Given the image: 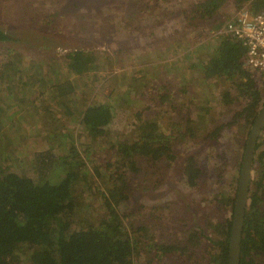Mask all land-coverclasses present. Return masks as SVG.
Segmentation results:
<instances>
[{
    "label": "rangeland",
    "instance_id": "374dc122",
    "mask_svg": "<svg viewBox=\"0 0 264 264\" xmlns=\"http://www.w3.org/2000/svg\"><path fill=\"white\" fill-rule=\"evenodd\" d=\"M207 1L0 0V31L12 38L10 43L0 42V71L9 62L14 67L13 79L0 75V96L8 90L16 93L21 73L26 76L29 71L76 90L56 104L50 92H43L41 81L26 92L28 98L10 100L12 114L17 113L15 126L32 137L17 149L28 154L27 160L33 152L52 149L58 156L68 155L72 144L86 164L90 183L79 195L96 215L97 193L112 184V173L105 166H121L113 144L142 141L146 134L140 127L151 123L158 128L156 141L169 143L174 159L153 161L141 156L136 160L141 171L133 179L127 205L133 216L124 219L133 224L140 239L135 264H212L210 240L223 236L230 212L225 203L236 193L250 130L247 111L240 112L248 98L240 96L231 80L207 79L191 65L213 54L219 42V36L213 35L236 10L248 4L263 6L264 0H216V8H201ZM72 50L92 53L97 70L70 78L67 70L58 71ZM253 79L262 98L259 110L264 88L255 75ZM95 102L113 106L116 115L108 134L93 141L80 118ZM11 158L18 156L13 152ZM190 158L199 167L193 187L182 179ZM21 164L19 173L35 180L29 163ZM96 169L103 178L96 176ZM250 187L260 200L256 220H262L264 135L256 150ZM194 233L200 235V246L189 251L192 255L174 250ZM152 241L160 246L158 255L148 248ZM19 259L20 264H29L23 254Z\"/></svg>",
    "mask_w": 264,
    "mask_h": 264
},
{
    "label": "trees",
    "instance_id": "16d2710c",
    "mask_svg": "<svg viewBox=\"0 0 264 264\" xmlns=\"http://www.w3.org/2000/svg\"><path fill=\"white\" fill-rule=\"evenodd\" d=\"M215 2L216 0H209L200 7L216 8ZM11 41L10 36L0 31V42ZM217 41L219 42L213 49V54L207 55L208 60H204V56L197 59L191 69H198L199 74L207 79L224 77L231 80L234 88L241 92L240 96L246 95L248 98L240 113L247 111L246 120L251 129L262 100L260 91L255 86L253 75L244 68V50L240 42L225 35L220 36ZM91 54L84 50L70 51L65 57L64 67L58 71L67 70V78L95 72L97 67ZM12 68L14 67L9 62L1 69L0 75L13 79L10 75ZM35 69L36 72L39 71L38 68ZM41 81L45 84L43 88L40 84L43 92H50V100L56 104H61L59 101L63 97L76 94V90H71L67 83L50 81L46 76H38L29 71L26 76L21 73L16 93H9L8 90L4 92L5 96H0L5 97V101L0 100V264H20L19 255L22 254L27 257L29 264H135L140 239L135 234L133 224L127 225L124 219L128 220L133 216L127 205L130 203V187L135 184L133 179L141 171L136 160L141 156L153 161L174 159L169 143L160 144L156 141L158 128L151 123L140 127V132L146 134L143 142L139 139L113 144L111 149L120 154L118 164L121 166H105L108 173H112L109 178L112 184L106 186L104 194L97 193L99 199L93 203L96 206L99 202V206H96V215H93L87 210L83 195H79L80 189L90 183L87 181L86 164L72 144L68 155L58 156L52 149L33 152L29 160L25 151L17 150L22 141L32 137L28 134L26 137L15 126L17 113L12 114L9 102L21 96L28 98L26 92L33 90ZM225 98H228L227 94ZM120 99L128 101L122 96ZM18 105L16 103V107ZM115 111L109 104L101 105L96 102L84 110L80 122L89 139L94 141L108 134ZM23 131L25 132L24 129ZM263 135L264 130L259 141ZM61 137L66 138L65 135ZM13 152L18 156L17 159L11 158ZM21 162L29 163L36 175L35 180L19 173L22 172ZM57 175L59 178H55ZM101 175L96 169V176ZM198 175L199 167L192 158L188 159L182 171V179L189 187H193ZM256 195L250 187L240 246V264H264V215H260L262 220H256V203L260 201ZM98 197L93 196L94 199ZM234 200L235 195L225 203L230 212L223 225V236L210 240L211 249L214 250L211 254L212 264H228ZM199 239L200 235L194 233L176 244L181 245H175L174 250L190 256L192 253L189 251L195 252L200 246ZM158 247L160 246L152 241L148 248L158 255Z\"/></svg>",
    "mask_w": 264,
    "mask_h": 264
},
{
    "label": "built area",
    "instance_id": "2783aa9c",
    "mask_svg": "<svg viewBox=\"0 0 264 264\" xmlns=\"http://www.w3.org/2000/svg\"><path fill=\"white\" fill-rule=\"evenodd\" d=\"M229 36L244 50L243 64L264 88V5H243L213 36Z\"/></svg>",
    "mask_w": 264,
    "mask_h": 264
},
{
    "label": "water",
    "instance_id": "95a60500",
    "mask_svg": "<svg viewBox=\"0 0 264 264\" xmlns=\"http://www.w3.org/2000/svg\"><path fill=\"white\" fill-rule=\"evenodd\" d=\"M264 130V103L259 109L249 134L240 164L238 184L235 193L234 207L232 211L231 229L228 246V264H240V246L243 234V226L248 206L251 177L257 143Z\"/></svg>",
    "mask_w": 264,
    "mask_h": 264
},
{
    "label": "flooded vegetation",
    "instance_id": "af4514ba",
    "mask_svg": "<svg viewBox=\"0 0 264 264\" xmlns=\"http://www.w3.org/2000/svg\"><path fill=\"white\" fill-rule=\"evenodd\" d=\"M247 140V139H246ZM246 144V143H245Z\"/></svg>",
    "mask_w": 264,
    "mask_h": 264
}]
</instances>
